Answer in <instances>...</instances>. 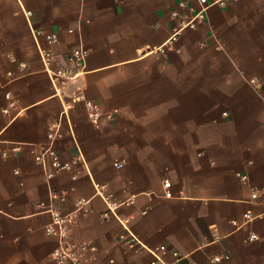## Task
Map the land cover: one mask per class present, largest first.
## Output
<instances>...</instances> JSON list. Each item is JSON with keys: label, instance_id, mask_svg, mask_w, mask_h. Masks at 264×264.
Masks as SVG:
<instances>
[{"label": "crops", "instance_id": "1", "mask_svg": "<svg viewBox=\"0 0 264 264\" xmlns=\"http://www.w3.org/2000/svg\"><path fill=\"white\" fill-rule=\"evenodd\" d=\"M200 8L0 0V264H57L50 209L75 215L70 242L95 247L84 264H264V0L211 6L180 31ZM77 47L89 51L83 69L56 88L40 51L58 71ZM87 101L118 113L96 126ZM53 125L72 169L48 179L29 149L50 146ZM247 211L256 219L244 224Z\"/></svg>", "mask_w": 264, "mask_h": 264}, {"label": "built area", "instance_id": "2", "mask_svg": "<svg viewBox=\"0 0 264 264\" xmlns=\"http://www.w3.org/2000/svg\"><path fill=\"white\" fill-rule=\"evenodd\" d=\"M230 0H199L200 3V10L199 12L189 21L182 22L181 30L189 27L192 29L197 28V24L200 21H204L206 19V13L208 9L211 6L219 5V6H226ZM174 16H177V13L173 14ZM49 42L52 44L58 43L59 38L57 35L53 34L48 36ZM175 40V37H174ZM161 51H164L163 49H160ZM40 54L44 60V63L46 64L48 74L52 80L53 85L57 88L58 85L65 86L69 81L73 80L78 76V72L80 69H83L84 63L89 55L88 49L84 47H77L74 48L69 56H68V67L65 69H60L58 71H54L49 69L50 66V59L52 57L51 51H45L41 50ZM12 74L10 73V76ZM8 98H10V94L7 95ZM86 109L88 112V116L91 120V122L98 126L101 124V122L105 119L107 121H113L116 114L118 113V110H109L104 111L102 107L94 102L87 101L86 102ZM61 137L59 125H53L50 133H49V139L52 141V144L47 147H35L32 146L29 149V152L35 157V160L38 163H41L46 169L48 165H50V169L47 171L46 175L48 179H52L56 174L62 172V171H69L72 169V164L69 162H65L61 159L58 151L54 147V142L57 138ZM23 145L16 144L13 146L14 152H20L23 149ZM2 155L4 157L8 156L7 152H2ZM118 167H121L122 165H117ZM16 173L18 174L19 171L17 170ZM239 179L247 183L248 182V176L246 175H238ZM99 188L100 196L103 198V200L107 203L110 210L114 212V210L117 208L118 204L112 200V197L110 195H105L104 192L106 191V186L97 185ZM164 189L166 190V197H171V182L166 180L163 184ZM258 193L254 192L252 194L253 199H257ZM82 203L80 202L78 204L79 209H81ZM50 212L52 213L54 217V227H49L47 229V234L50 236H55L59 239V246L53 253V258L55 259L57 264H84L83 263V256L87 252H93L95 250V247L93 246H87V245H77L69 240V227L75 222V215H67L62 216L57 211L50 209ZM256 219V216L252 211H247L244 214V224L250 223ZM234 226L241 227L242 225L239 224L238 221H232ZM123 239H126V237H122ZM258 236L256 234H252L250 236V240H256ZM137 244V239L135 237H131V240L129 241V245L135 246ZM161 251L165 250V247L160 248ZM178 256V255H176ZM229 256L225 257H214L213 262H221L222 260H229ZM152 264H166L162 261V259L155 254V260ZM174 264H181L180 259L176 261Z\"/></svg>", "mask_w": 264, "mask_h": 264}]
</instances>
